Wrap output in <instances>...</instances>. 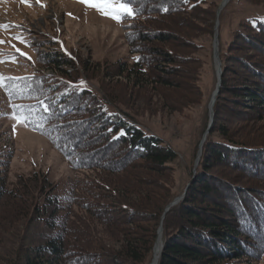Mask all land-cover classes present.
<instances>
[{
  "label": "trees",
  "instance_id": "16d2710c",
  "mask_svg": "<svg viewBox=\"0 0 264 264\" xmlns=\"http://www.w3.org/2000/svg\"><path fill=\"white\" fill-rule=\"evenodd\" d=\"M243 1L264 11V0ZM130 6L138 14L120 23L129 54L139 60L93 63L45 53L35 63L58 75L29 72L3 81L11 115L27 116L23 126L44 138L73 176L63 190L39 170L10 181L11 153L0 139V247L12 245V257L0 255V264H150L159 228L157 264L261 261L264 134L253 127L264 120V17L246 18L218 51L212 124L198 165L176 194L177 154L106 87L120 80L137 94L152 88L172 115L200 105L198 38L213 37L219 6L206 0Z\"/></svg>",
  "mask_w": 264,
  "mask_h": 264
},
{
  "label": "rangeland",
  "instance_id": "374dc122",
  "mask_svg": "<svg viewBox=\"0 0 264 264\" xmlns=\"http://www.w3.org/2000/svg\"><path fill=\"white\" fill-rule=\"evenodd\" d=\"M206 1L220 6L223 0ZM28 2L31 6L21 0H0V25L9 26L7 30L0 29V41H3L0 43V77L3 81L29 72H40L45 76L58 75L35 63L36 58L45 53L64 54L66 58L71 54L93 63H131L135 59L124 44L121 23L101 15L93 8L85 7L78 0H40L43 7L36 0ZM219 17L218 51L231 41L232 33L239 28V24L248 17H264V11L243 0H231ZM16 36L21 37L24 43L14 39ZM198 42L204 46L198 54L201 59L198 83L202 103L186 110L182 115L169 114L162 98L152 88L137 94L129 91L123 81H114L106 87L104 81L98 80L114 99L131 106L145 132L160 138L177 154V159L172 164L176 194L182 191L194 168L198 152L196 147L208 125V105L216 86L213 37L202 36L198 38ZM20 52L26 55L21 56ZM63 69L68 70L67 67ZM133 95H140V102H134ZM258 126L264 134V120L253 128ZM0 139L3 147L11 153L8 175L10 181L17 175L27 176L32 171L39 170L46 173L50 182L56 184L59 190H63L67 180L73 176L67 164L44 138L12 119L9 103L2 94L1 86ZM7 236L16 239L9 234ZM4 245V248L0 247L1 257H12L8 252L12 245ZM258 264H264V254Z\"/></svg>",
  "mask_w": 264,
  "mask_h": 264
},
{
  "label": "snow or ice",
  "instance_id": "6c2138e0",
  "mask_svg": "<svg viewBox=\"0 0 264 264\" xmlns=\"http://www.w3.org/2000/svg\"><path fill=\"white\" fill-rule=\"evenodd\" d=\"M22 3H25L28 6H31L28 2V0H21ZM37 3H40V0H36ZM81 4H83L85 7L93 8L101 15L114 20L117 23H120L124 18H133L138 13L135 12V10L130 6L131 0H78ZM40 6H44L42 3H40ZM167 9H165L166 11ZM8 25H0V29H8ZM14 39H17L21 43H24V41L21 39V37L16 36ZM0 43H3V41H0ZM19 52L20 50L17 49ZM21 56L26 55L23 52H20ZM139 60V58H135ZM85 82L81 81L80 86H84ZM0 86H4L3 84V78L0 77ZM45 110L47 111V106H45ZM12 119L15 120L17 123H23L27 125L29 123V119L27 116L23 115L22 113L20 115L14 114L12 116ZM15 130V125H14ZM111 131V129H109ZM125 133L121 131L119 135H124ZM118 138V137H115Z\"/></svg>",
  "mask_w": 264,
  "mask_h": 264
},
{
  "label": "water",
  "instance_id": "95a60500",
  "mask_svg": "<svg viewBox=\"0 0 264 264\" xmlns=\"http://www.w3.org/2000/svg\"><path fill=\"white\" fill-rule=\"evenodd\" d=\"M230 0H223L220 4V6L218 7L217 9V12H216V22H215V29H214V35H213V42H212V50H213V60H214V64H215V70H216V86H215V90L211 96V99H210V102H209V105H208V125H207V128H206V131L200 141V144L198 146V152H197V156H196V159H195V164H194V168L198 165V162H199V157L201 155V148H202V145L205 141V138L206 136L208 135L209 133V129L211 127V124H212V120H213V105H214V102H215V99H216V96L219 92V88H220V83H221V75H222V70H221V63L219 61V57H218V17L221 13V11L226 7V5L229 3ZM182 198V197H181ZM181 198H176L167 208H166V211H168V209L173 206V205H176L180 200ZM165 211V212H166ZM162 250V229L159 228V231H158V239L155 243V246H154V255H153V259L151 261L150 264H157V261H158V258H159V255H160V252ZM156 253H158L156 255Z\"/></svg>",
  "mask_w": 264,
  "mask_h": 264
},
{
  "label": "bare ground",
  "instance_id": "6f19581e",
  "mask_svg": "<svg viewBox=\"0 0 264 264\" xmlns=\"http://www.w3.org/2000/svg\"><path fill=\"white\" fill-rule=\"evenodd\" d=\"M158 253H156V255H157Z\"/></svg>",
  "mask_w": 264,
  "mask_h": 264
}]
</instances>
